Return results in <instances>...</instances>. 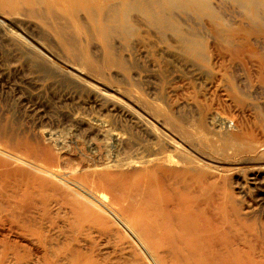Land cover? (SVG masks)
Listing matches in <instances>:
<instances>
[{
	"label": "bare ground",
	"instance_id": "bare-ground-1",
	"mask_svg": "<svg viewBox=\"0 0 264 264\" xmlns=\"http://www.w3.org/2000/svg\"><path fill=\"white\" fill-rule=\"evenodd\" d=\"M227 4L236 7L233 19L221 11ZM0 42L9 43L7 51L16 63L12 66H28L39 74L42 87L68 90L73 103L78 99L77 105L87 101L99 108L100 115L86 119L77 112L72 120L104 133L113 149L94 158L79 146L84 157H92L79 168L64 160L61 132L42 131L30 141H24L22 133V140L16 141L13 132H0L9 140L0 143V222L18 239L10 245L12 253L21 252L20 241H39L50 258L44 254L43 264H102L97 241L104 238L110 246L123 237L132 249L127 256L131 258L123 256V248H114L109 264H145L135 256L137 250L146 253L141 255L146 264H163L160 255H168L169 264H261L234 248L233 236L225 238L213 230L216 222L206 216L207 224L203 207L191 208L194 193L201 194L200 189L215 183L213 178L226 173V168L212 165L220 162L221 153L215 149L220 138L213 147L202 135L214 128L234 153L243 148L237 140L257 142L251 140L254 133L234 116H224L223 109L243 106L242 96L257 93L246 89L264 84V0H0ZM158 48L173 52L175 58L184 56L187 64L210 76L219 74V86L227 94L224 103L196 100L190 103L195 107L190 116L180 115L177 103L166 97L170 88L163 90L159 84L167 63L153 58ZM120 111L130 115L131 128L144 133L150 143L143 139L142 146L126 129L114 128L110 118ZM127 145L131 152L123 158ZM59 159L70 166L53 168ZM199 161L203 169H197ZM182 164L195 165L201 177L205 166L213 169L203 175V184ZM80 178L96 188L82 185ZM190 191L194 193H183ZM197 212L201 219L195 220ZM2 236L6 243V234Z\"/></svg>",
	"mask_w": 264,
	"mask_h": 264
},
{
	"label": "rangeland",
	"instance_id": "rangeland-1",
	"mask_svg": "<svg viewBox=\"0 0 264 264\" xmlns=\"http://www.w3.org/2000/svg\"><path fill=\"white\" fill-rule=\"evenodd\" d=\"M234 10H236V7L230 4H227L224 8L222 6V9H221L222 13L226 15L227 19H233V16L236 15ZM206 20L207 19H204L203 21V19H201L202 22H204L206 25L209 26V22L208 20L207 21ZM237 20H239V18H237ZM8 44L6 42H2V43L0 42V117H1L0 126H2L0 127V132L2 130H3L2 132H5V133L7 132L8 134H11L13 132L14 135L13 133L12 135L14 136V138L15 137L17 138L16 141H20L22 139H24V141L34 140L35 136H37L38 133L42 131L52 130L54 132H57V131L61 132L62 133L61 140H63L66 143L64 145L65 154L63 152L64 160L67 159L66 161H68L74 166H77V167L79 166V168L81 167L80 165H83L86 163L84 159H86L87 161L89 159H92V157L96 158L95 155H97L98 157L100 156V154L105 155V153L108 150L112 151L113 149H110L109 140L106 139V136L104 135V133L91 129L87 123H82L81 121H78L79 123L78 122L74 123L72 120V116L75 115L77 112L82 113L83 115L81 114V116L86 119H90L91 117L95 115H100L99 108H96L93 105H88L89 103H87V101H85V105L83 107L82 105H77L80 102L78 99H75L73 103L72 95L68 90L65 91L63 89L62 91L61 88L59 89L57 88L58 91L57 89H55L53 90L54 92H52V88L46 89L42 87L40 83L41 81L39 82L37 78L39 77V74L37 73L33 74L31 69L28 66L19 65L17 66V68H14L12 65L16 63L13 62L12 56L7 51L8 46H9ZM157 50H159V53ZM157 50L156 52H154L153 58L157 60L158 62H160L162 65L163 63L165 64L167 63L166 66H163L164 74L161 75V79L163 78V82L159 83L160 85H162L160 87H162L163 90H167L168 88H170L167 90L169 91V93H167L168 95L166 94V97H168L170 101L173 100L172 102L177 103L178 107L176 106L177 108L176 110H180V115L190 116L191 109L192 110L195 109V107H193L194 108L193 109L192 106L190 105L195 104L196 100L197 101L201 100L203 102L213 101L215 103L219 102L221 104L224 103V100H225L224 96H226L227 94L223 90L222 86L221 87L219 86V84H222L219 81V78H221L219 74H217L216 77H214L213 75L210 76L206 74L205 71L200 70V68L197 67L198 68L197 69L196 65L192 66L193 63L187 64V61L186 60L184 61L182 59V58L186 59L184 56L181 58L180 57L175 58L173 55V52H171L172 54L166 53V52H163L160 48H158ZM4 53L5 54L7 53V54L5 55ZM168 54H170L169 56L173 55V57L167 56ZM6 57L10 61L7 60ZM164 58L166 59V61H164L165 60ZM144 60L146 61L145 58H142L143 64L146 63V62L145 63L143 62ZM29 78L31 79L33 78V79L29 80ZM157 80L159 81V79ZM166 82H168L169 84ZM33 86H35L36 88ZM252 92H257L255 94V97L252 96L251 98H248V97L242 96L241 99L244 100L243 106L239 107V106H235L231 104L227 108L223 107L224 108L223 115L227 117L234 116V118L238 119V121H240V123L243 124L245 128H248L249 131L254 133L255 138L251 140L257 141V142L252 144L248 140H246L247 143L243 144L240 140H237L235 142L239 141L240 142L238 143L239 145L240 144L248 145L249 149H248V146L240 145L241 148L243 147L242 150L239 151L240 153H234V151L228 149V146H225L226 145V143H224L225 141H222L223 139H226V138H223L222 135L219 136L220 135L219 132L217 130H213L214 128H211L208 132L202 135V138L203 139L205 138L204 139L205 142L211 140L210 141L211 143L209 142L207 143H209L213 147L218 144L217 147L215 146V149L216 148L217 150L219 149L220 151L219 154L221 153L220 155H218L220 158L219 160L220 162H218L217 164H212V165L221 166V167L226 168V173H224L221 177H216V180L213 178L215 183H208L209 186L206 185L205 188H203V190L200 189L199 191H201V194L200 192L199 194H197L191 191L183 192V193L187 195H189V193L190 194L194 193V196H192L194 198V203L192 204L193 207L191 209H195L196 207L198 208V205H200V207H203V209L205 210L203 211V214H204L203 216H205L204 220L207 216L208 222L214 221L217 223V225L215 223L214 226H211L213 230L214 229H217V231L220 230V232H223L225 234V238H228L226 236H229V237L233 236V238L236 239V242L233 243L234 248L236 247L241 248L244 253H246L247 255L251 254L255 256V259L260 261L261 264H264V84L262 85L258 83L255 89H251V88L246 89V93L251 94ZM67 98L69 101H67ZM229 102L228 104H230ZM71 103H73L72 105L73 107L71 106ZM248 103H253V104L245 106ZM88 112H90V114ZM120 112L121 113H113L112 114L113 116L111 115L112 117L110 119L115 122L114 128L117 129V131L120 129L121 130L126 129L127 133H131L132 135H134L132 141L139 143L142 146H146V144L144 143L145 140L147 144L150 143V140L148 138H145L144 133H140V131H138L134 126L131 128L132 124L130 120V115L128 116V114L125 111L123 113L122 111ZM86 113L88 116L86 115ZM117 123L118 125H116ZM127 126H128V129L126 128ZM13 130L16 132H14ZM212 132L213 133L215 132V134L218 133V135L214 137L215 134H213ZM211 134H213V138ZM21 135L23 138L21 137ZM207 135H210V136H207ZM1 137H0L1 139L0 143L9 142L7 138H3V137L1 138ZM207 137L209 138L207 139ZM143 139H145L144 142H143ZM214 139L215 140L219 139L220 143L218 142V140H216L217 144L214 143L215 142ZM79 146L82 148L84 147L83 149L85 150H82V148L79 149L78 148ZM224 146L227 148H224ZM223 149L227 151H224ZM247 149L248 150L256 149V150H255V153H252V152H247ZM81 150L83 152L85 151L87 156L92 155V157H89V158L84 157L81 153L82 152ZM130 152H131L130 148L127 145L125 148L122 149L121 157L123 156L127 157L130 154ZM78 154L82 155L83 157L79 156ZM75 155L77 156L76 158H75ZM80 157L81 159H79ZM251 158L257 161L251 160ZM51 165L55 169H60V168L63 169L64 168L63 165L65 167L70 166L69 164L63 163V160H60V159L58 162L57 161L53 162ZM203 165L204 164L199 161V164L196 165V167L197 169H199ZM181 166L186 167L184 168V170L189 172V174L190 173L196 174L193 176V178L195 179V182L198 181L199 183H203L201 181L202 178L204 176H208L210 172L212 171L211 168L213 169V167L209 168L208 166H205L207 171L201 170L202 174L204 175V176L202 175L201 177L199 176L200 172L198 173L194 172V169L196 168H193V167L195 165L192 166L190 164H182ZM230 173L232 174L230 175ZM227 175H229L230 177L229 176L227 177ZM78 180L80 181L82 185L86 187L89 186L88 188H91V189L96 188V185L94 183H92L91 181L85 178H80ZM215 196L216 198H214ZM213 207H215L216 209L214 210ZM208 214L209 216L212 214L213 216L214 215L215 216L209 217ZM194 215L196 216L194 218L195 220L201 219V218H198V215H199L198 212L195 213ZM223 217H224V220L222 221ZM235 221L238 224L234 223ZM208 222L207 224H209ZM0 224H1L0 229H2L0 230V237L2 238V239L0 238V264H5V263L6 264H26L28 261L30 262V263L28 262L29 264H31V262L32 264H43L44 263V261L43 263H41V261L45 253L39 241L34 242V243L30 242L31 243L30 245L28 242L20 241L19 243L22 244V246L20 247L21 252H18L15 250L14 252L16 254L12 253V250H10V245L15 246L14 241H17L18 239L13 237V235H11L12 233L11 234L9 232L7 233L8 226L5 225L6 223L3 224L1 221ZM2 224L5 226L3 227ZM5 228L7 229V231ZM224 228H227L225 229L227 232L224 230ZM228 231L231 233H229ZM2 233L4 234V236L6 234L5 236L6 243L3 241L4 237L2 236ZM10 238L12 239V241ZM97 242L99 246L98 250L100 252L99 254V252L97 251L98 252L97 258L99 259L98 260L99 263L100 262H102V264L112 263L113 262L112 259L114 258V255L111 251H113L114 248H116V250H119V248H123V252H122L123 256H126V258H131L127 256L132 255L131 254L132 249L129 248L130 244H128V240H126L123 237H121L118 240L116 239L115 241L112 240L110 246H108L107 240L104 238ZM17 247L19 246H16L15 248L17 249ZM29 247L31 248V251ZM126 248H129V249H126ZM105 252H108V253L104 255ZM28 253H31V254H29L28 256L27 255ZM10 254L13 258L10 257ZM119 254L120 252L118 251L116 255L118 256ZM141 255L145 256L146 253L144 251L137 250L135 256L138 257L145 264L148 263L145 260V258ZM48 256H49V253L45 254V258L50 260ZM168 258H169L168 255L159 256V259L163 264L170 263V259ZM48 260L46 262H48Z\"/></svg>",
	"mask_w": 264,
	"mask_h": 264
}]
</instances>
